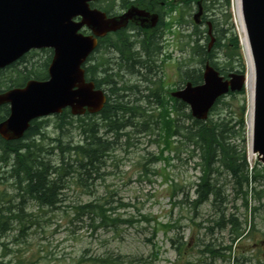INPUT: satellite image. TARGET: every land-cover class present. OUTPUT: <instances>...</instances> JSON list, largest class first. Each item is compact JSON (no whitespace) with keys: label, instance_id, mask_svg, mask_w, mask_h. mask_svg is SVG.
I'll list each match as a JSON object with an SVG mask.
<instances>
[{"label":"rangeland","instance_id":"rangeland-1","mask_svg":"<svg viewBox=\"0 0 264 264\" xmlns=\"http://www.w3.org/2000/svg\"><path fill=\"white\" fill-rule=\"evenodd\" d=\"M123 1L127 0H98L94 6L114 12L119 10ZM178 2L182 27L177 29L176 35L167 31L162 43L170 55L167 75L174 73L178 65L182 66L185 79L186 69L203 70L204 64L198 62L197 56L188 54L190 48L187 43L196 37L193 36V16L197 12V4ZM205 2L208 6V10L204 7L205 20L216 18L219 28L227 27L228 24H223L225 18L220 3H213L212 0ZM230 12L246 72L236 0H231ZM206 29L208 26L203 23L201 30ZM206 35L205 32L203 42H208ZM225 49L228 50V47ZM225 49H217L219 61H227ZM51 57L52 50L49 48L32 50L23 62L1 71V89H7V84L25 83L29 75V79L34 78L32 72H47L48 66L43 63L47 61L49 65ZM234 65V70L227 67L223 74L225 77L240 69L238 64ZM174 80L172 75L171 82ZM243 99L246 103V123L242 136L249 149V165L253 167L260 162L258 166L262 167L264 162L259 155H252L249 148L248 91L245 87L244 93L236 97V100ZM234 100L230 96L225 98L226 102ZM224 108L229 110V107ZM147 110V115H151L159 108L151 105ZM229 111L226 113L233 125L238 119L233 110ZM82 117L65 110L62 114L38 119L41 133L26 140L38 144L43 156L55 167L60 165L62 153H65L66 162L70 163L66 165L69 174L62 181V201L57 208H41L29 199L21 205L26 215L22 218H26L28 225L25 232L10 211L11 206L21 202L13 180H0V225L2 220L9 218V229L2 232L0 226V264H264V180L259 179L252 184L258 193L254 194V190L250 193L246 209L243 197L236 194L228 173L220 169L213 175L223 189L225 202L222 208L226 216L235 213L245 229L244 235L233 243L232 250L226 249L232 242L231 227L218 229L213 226L216 215L212 197L197 209L190 202L196 197L195 186L202 174L199 155L193 152V146L185 147L180 136L178 139L173 136L171 142L175 146L166 149L163 132L151 130L136 135V130L127 128L129 136L121 138L123 144L117 146L115 143L112 151L102 157V162L98 161L87 175L82 165L85 159L75 150L54 149L58 140L64 147L85 143L86 135L80 127L82 120L86 126L88 122H100V118L91 115ZM235 129L240 131V125H235ZM102 133L104 138L115 140L116 136L105 133L104 128ZM240 137L241 133L235 136L242 147L244 142H240ZM6 170L0 150L1 177L9 176V173L4 175ZM172 180L182 186L175 197L170 190ZM87 203L103 205L109 219L103 221L99 213L77 212V206ZM12 210L18 211L15 207ZM2 215L5 219L1 218ZM212 226L215 228L210 231ZM209 243L217 253L204 251Z\"/></svg>","mask_w":264,"mask_h":264},{"label":"trees","instance_id":"trees-1","mask_svg":"<svg viewBox=\"0 0 264 264\" xmlns=\"http://www.w3.org/2000/svg\"><path fill=\"white\" fill-rule=\"evenodd\" d=\"M198 1L199 0H182V4L185 3V5H190V3L195 2L198 5ZM205 1L206 0H203V4H205L204 7L208 10ZM212 1L213 3L217 1L222 6L223 17L225 18L223 24H228V26L219 28V21L217 22L218 19H211L216 41L212 49L209 51L208 44L211 38L207 34L208 29H206V31L201 30L203 22L200 25L195 24L193 36L196 37H193L192 41H188L187 43L190 48L188 54H190L191 57L197 56L199 58L198 62L201 64L210 61L211 64L222 74L226 72L227 67L230 70H234L236 68V65L234 64H238L237 66L240 68L237 72L245 73V60L240 50L238 36L232 25V16L230 12L231 0ZM178 7L179 2H173V6L168 8V12H176ZM101 9L107 13L110 12L109 9ZM204 16L206 18V14H204ZM205 32L207 34L206 38L208 42L202 41ZM173 33L176 34V31H173ZM225 47H228V50L225 49ZM217 49H225L224 57L227 60L226 62L219 61L220 57L217 53ZM24 60L25 57L20 59L19 62H23ZM43 64L45 67L48 66L47 61ZM31 74L33 75L32 77L36 79H43L47 76L46 72H32ZM29 76L26 80L29 79ZM202 80V68L185 70L184 82L191 81L193 84H198L201 83ZM23 84L24 83L7 84L6 88L9 89L16 86H22ZM1 90L0 87V91ZM239 93L243 94L244 89ZM239 93L230 92L228 95L219 98L211 109V113L206 120H197L192 117L188 105L182 101L179 102L178 100L177 102L180 103L181 106V118H177L176 105L173 109L175 117H171L172 113L168 99L166 100L165 105L166 112H162L157 116L155 114L147 115V132L149 133L151 130L163 132L166 149L175 146L171 142L173 136H175L176 139L180 136L185 147L193 146V152H198L202 174L195 186L196 197L190 202L193 207L197 209L205 202L210 201L212 197L211 203L215 209L216 215V218L213 220V226L218 229H224L227 226L231 227L232 242L226 248L229 250H232L233 243L244 235L245 229H243L241 222L235 213H230L229 217L226 216L225 209L222 208V205L225 202L222 197L223 189L218 185V182L214 179L213 175L220 169L228 173L233 183V187L236 190V194L242 195L243 205L246 209H248L250 193L253 190L255 191L254 194L258 193L257 188L253 187L252 184L259 179L264 180V166L262 165V167H259L258 165H261L260 162L253 167H250L249 165L247 143L242 136V133H244L243 131H245L246 103L244 99L236 100L237 94ZM227 96H230L235 100L226 102L225 98ZM224 107H229V110H233L236 113L235 116H237L238 120L235 124L231 125L232 119H229L226 113L231 111H225ZM231 107H233V109ZM119 109H124V111H126L128 109V103L119 99L114 101L110 100L101 111L104 115V122L102 124L93 121L86 123L85 126L84 121L82 120V125H80V127L86 135L85 143L64 147L61 141L58 140L59 143L54 149H60L62 151L75 150L82 159H85L84 162L81 163L82 165L84 164L85 174L90 175L92 169L97 166L95 164L99 163L98 161L101 163V158L109 154V152L115 147L116 143L115 140L104 138V133L101 134V129L104 128L105 133L107 134L111 132L113 135H116V132L119 130L124 131V127L128 126L127 124L124 125L122 122H118L115 118V110ZM177 109H179V106ZM9 111V105L5 104L0 106V121L7 118ZM237 124L240 125V131L235 129V125ZM40 133V126L36 120L32 122L30 128L22 139L6 141L0 136L1 160L7 166V172H4V175L9 173L8 177L0 176V180H13V184L18 192V197H20L21 202L16 206H11L10 211L12 212L11 215L22 225V232H25V229L28 228V225H26L27 222H25L26 218H22V215H25V211L21 205L25 203V200L29 199L34 203H38L37 205L41 208L45 206L57 208L62 201V181L69 174L66 167V165H69V162H66L65 153H62L60 165L55 167L46 159V157L43 156L42 149L39 148L38 144L26 141ZM238 133H241L240 142H244L242 147L237 143V138H235ZM128 134L129 133H127V135ZM170 186L172 197L177 196L176 194L182 189V186L174 180L171 181ZM12 207L17 208L18 211L14 212ZM76 209L77 212L87 211L90 213H99L102 216L103 221L109 219L106 212L107 209H105L103 205L87 203L77 206ZM1 218L5 219V216L2 215ZM8 224L9 218L1 221L0 226L2 232L9 229V227H7ZM213 226L210 228V231H213L215 228ZM204 251L211 254L217 253V250L213 248L210 243L205 245Z\"/></svg>","mask_w":264,"mask_h":264},{"label":"water","instance_id":"water-1","mask_svg":"<svg viewBox=\"0 0 264 264\" xmlns=\"http://www.w3.org/2000/svg\"><path fill=\"white\" fill-rule=\"evenodd\" d=\"M95 1L0 0V70L33 49L53 50L47 79H30L24 86L0 93V106L10 107L8 117L0 122L3 139H22L34 119L60 114L67 107L75 115L97 113L103 108L106 96L93 81H86L83 64L99 37L127 26L130 20H151L153 26L156 16L131 6L120 16L108 17L105 11L91 6ZM241 7L255 69L251 148L264 162V0H241ZM203 13L199 0L196 23L202 21ZM207 23L211 50L215 37L211 22ZM245 80L241 72L225 77L208 61L202 83L189 81L172 95L189 106L195 119L206 120L217 100L229 92L241 91Z\"/></svg>","mask_w":264,"mask_h":264},{"label":"flooded vegetation","instance_id":"flooded-vegetation-1","mask_svg":"<svg viewBox=\"0 0 264 264\" xmlns=\"http://www.w3.org/2000/svg\"><path fill=\"white\" fill-rule=\"evenodd\" d=\"M177 1H123L119 10L111 12L108 16H120L131 6H135L149 12L150 15H155L156 22L151 26L153 23L151 20L146 19L143 22L131 20L127 26L98 38L96 48L83 64L86 79L93 81L95 88L105 93V106L110 100L119 99L128 103L126 111L124 109L115 110L114 116L118 122L132 126L131 129L137 131L136 135L147 132V112L149 111L147 107L151 105L159 108L158 112L154 111L157 116L166 112L165 105L168 99L171 116L175 117L173 109L176 105L177 118H181L180 103L171 94L183 87L182 66H175L174 73L167 75V60L170 55L166 53L165 44L162 43L163 35L168 30L176 29L177 31L182 27L181 7L177 8L175 14L168 12V8ZM94 66L96 68L93 73ZM172 75L175 80L171 82ZM178 106L179 109H177ZM67 111L71 113L70 109ZM97 116L100 122L104 121L102 113ZM123 132L119 130L116 134L117 146L123 144L121 143V138L124 137Z\"/></svg>","mask_w":264,"mask_h":264},{"label":"bare ground","instance_id":"bare-ground-1","mask_svg":"<svg viewBox=\"0 0 264 264\" xmlns=\"http://www.w3.org/2000/svg\"><path fill=\"white\" fill-rule=\"evenodd\" d=\"M236 3H237V14H238L239 27H240V31L242 34L241 41L243 44V48H244L245 56H246V62H247V70L245 72L246 74L245 75V78H246L245 88L248 91V129H249V137L251 139L254 96H255V69L253 65V59H252V54L250 50V44H249V40L247 36V31H246V27H245V23L243 19L241 0H236ZM251 154L255 155L254 153H252V151H251Z\"/></svg>","mask_w":264,"mask_h":264}]
</instances>
